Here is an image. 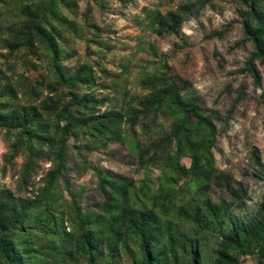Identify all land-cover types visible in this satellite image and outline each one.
I'll return each instance as SVG.
<instances>
[{
  "label": "trees",
  "instance_id": "trees-1",
  "mask_svg": "<svg viewBox=\"0 0 264 264\" xmlns=\"http://www.w3.org/2000/svg\"><path fill=\"white\" fill-rule=\"evenodd\" d=\"M235 1L243 41L253 44L246 70L264 85V0ZM207 3L187 0L166 12L144 6L135 20L161 37L179 34ZM103 32L80 0H0L3 168L23 156L27 190L0 184V264H264V194L246 211L244 190L218 167V113L202 106L193 84L172 74L168 55L147 40L138 49L159 65H141L143 93L101 97L98 88H111L98 81L102 69L79 57L70 63L78 52L69 42L109 46ZM112 141L129 148L141 178L88 163L84 153ZM43 162L51 165L36 181ZM89 170L100 197L84 205L86 187L72 176ZM213 184L233 198H215Z\"/></svg>",
  "mask_w": 264,
  "mask_h": 264
},
{
  "label": "rangeland",
  "instance_id": "rangeland-1",
  "mask_svg": "<svg viewBox=\"0 0 264 264\" xmlns=\"http://www.w3.org/2000/svg\"><path fill=\"white\" fill-rule=\"evenodd\" d=\"M184 1L187 0H106L105 7L99 8L95 0H80L82 13H87L90 21L102 27V38L109 46L89 45L85 40L73 39L69 44L78 54L70 63H76L79 57L81 60L89 59L98 70L106 69V72L98 71V81L111 85V88H98L97 93L102 97L107 91L120 97L122 90L131 94L143 93L140 87L141 65L150 68L159 65V57L138 49L143 40L154 44L159 55H168L172 74L189 80L202 106L218 113V139L214 148L216 163L233 177L232 187L244 190L246 211H249L260 203L264 194V85H257L246 70L253 44L243 41L244 32L235 0H208L200 12L184 22L179 34L161 37L143 29L135 20L144 6L160 7L166 12ZM225 28L228 30L223 37L214 36L215 31ZM176 43L184 46L178 48ZM14 60L9 59L11 62ZM17 63L21 67L18 60ZM123 64L128 67L125 72ZM259 69L263 70L262 67ZM113 81L118 85H113ZM70 143L74 145L76 141L72 139ZM7 152L8 145L0 131V184L26 193L27 190L20 186L19 177L24 165L23 156L16 157L4 170ZM84 154L90 165H100L107 171L136 179L143 176L137 170L135 156L120 142L112 141L106 147L92 148ZM71 155L77 157V151L73 150ZM184 161L190 164L189 159ZM50 165V162L41 164L36 181ZM72 181L77 187H86L84 205L95 204L100 195L92 170L81 175L73 174ZM212 191L217 199L233 198L224 186L213 184ZM248 264L257 262L252 259Z\"/></svg>",
  "mask_w": 264,
  "mask_h": 264
}]
</instances>
